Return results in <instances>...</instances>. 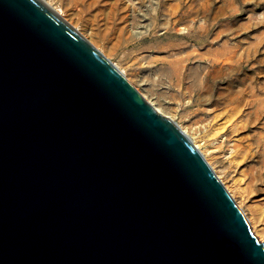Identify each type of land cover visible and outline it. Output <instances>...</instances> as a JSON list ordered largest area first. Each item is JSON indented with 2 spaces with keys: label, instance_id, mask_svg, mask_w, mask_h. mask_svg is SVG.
<instances>
[{
  "label": "water",
  "instance_id": "obj_1",
  "mask_svg": "<svg viewBox=\"0 0 264 264\" xmlns=\"http://www.w3.org/2000/svg\"><path fill=\"white\" fill-rule=\"evenodd\" d=\"M0 264H264L201 151L45 0H0Z\"/></svg>",
  "mask_w": 264,
  "mask_h": 264
},
{
  "label": "rangeland",
  "instance_id": "obj_2",
  "mask_svg": "<svg viewBox=\"0 0 264 264\" xmlns=\"http://www.w3.org/2000/svg\"><path fill=\"white\" fill-rule=\"evenodd\" d=\"M191 139L264 241V0H46Z\"/></svg>",
  "mask_w": 264,
  "mask_h": 264
},
{
  "label": "bare ground",
  "instance_id": "obj_3",
  "mask_svg": "<svg viewBox=\"0 0 264 264\" xmlns=\"http://www.w3.org/2000/svg\"><path fill=\"white\" fill-rule=\"evenodd\" d=\"M46 1V0H45ZM49 5H50V3L48 2V1H46ZM50 6H52V5H50ZM58 13H60L62 16H63V12L60 10V9H58V8H56V7H54V6H52ZM65 18V17H64ZM66 19V18H65ZM70 23V22H69ZM72 25V24H71ZM81 34H82V32L77 28V27H75ZM83 35V34H82ZM84 36V35H83ZM85 37V36H84ZM89 40V39H88ZM90 41V40H89ZM91 42V41H90ZM92 43V42H91ZM93 44V43H92ZM94 45V44H93ZM95 46V45H94ZM96 47V46H95ZM97 49H98V47H96ZM99 51H101L100 49H98ZM102 52V51H101ZM103 53V52H102ZM105 55V54H104ZM119 68V67H118ZM122 72V71H121ZM123 74H124V72H123ZM128 79V78H127ZM130 81V80H129ZM137 89V88H136ZM139 92H140V94L151 104V106L157 111V112H159V113H161V114H163V115H165V116H167V117H169L185 134H186V136L193 142V144L195 145V147H197L198 149H199V145L197 144V142L195 143L192 139H191V137H190V135H189V133L187 132V130L185 129V128H183L182 126H179L178 124H177V122L175 121V119L171 116V115H169L168 114V112H166V110L165 109H163L161 106H159V104L158 103H156V102H154L153 100H151V99H149L148 97L149 96H147L145 93H143L141 90H139V89H137Z\"/></svg>",
  "mask_w": 264,
  "mask_h": 264
}]
</instances>
